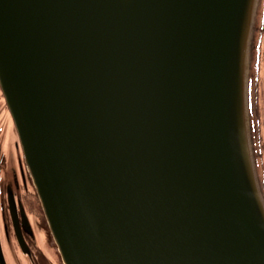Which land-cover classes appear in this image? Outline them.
I'll return each mask as SVG.
<instances>
[{
    "label": "water",
    "instance_id": "water-1",
    "mask_svg": "<svg viewBox=\"0 0 264 264\" xmlns=\"http://www.w3.org/2000/svg\"><path fill=\"white\" fill-rule=\"evenodd\" d=\"M263 11L0 0V93L63 264H264Z\"/></svg>",
    "mask_w": 264,
    "mask_h": 264
},
{
    "label": "flooded vegetation",
    "instance_id": "flooded-vegetation-1",
    "mask_svg": "<svg viewBox=\"0 0 264 264\" xmlns=\"http://www.w3.org/2000/svg\"><path fill=\"white\" fill-rule=\"evenodd\" d=\"M0 264H63L1 94Z\"/></svg>",
    "mask_w": 264,
    "mask_h": 264
},
{
    "label": "rangeland",
    "instance_id": "rangeland-1",
    "mask_svg": "<svg viewBox=\"0 0 264 264\" xmlns=\"http://www.w3.org/2000/svg\"><path fill=\"white\" fill-rule=\"evenodd\" d=\"M255 87L251 92V111L255 116L259 166L264 187V13L259 33ZM254 106V107H253Z\"/></svg>",
    "mask_w": 264,
    "mask_h": 264
}]
</instances>
